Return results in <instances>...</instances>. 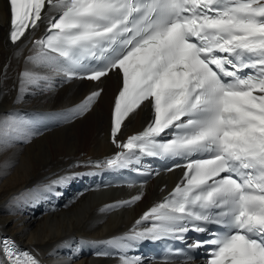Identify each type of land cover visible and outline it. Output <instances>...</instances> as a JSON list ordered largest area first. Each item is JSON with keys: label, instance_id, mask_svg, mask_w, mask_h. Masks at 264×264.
I'll return each instance as SVG.
<instances>
[{"label": "bare ground", "instance_id": "bare-ground-1", "mask_svg": "<svg viewBox=\"0 0 264 264\" xmlns=\"http://www.w3.org/2000/svg\"><path fill=\"white\" fill-rule=\"evenodd\" d=\"M54 10L46 8L12 44L8 5L0 0V238L11 236L45 264H159L149 263L129 234L180 171L143 185L99 186L113 169L104 159L115 153L117 140L147 124L149 104L142 103L112 137L119 74L96 83L65 80L60 59L34 42ZM133 158L128 154L121 164Z\"/></svg>", "mask_w": 264, "mask_h": 264}]
</instances>
